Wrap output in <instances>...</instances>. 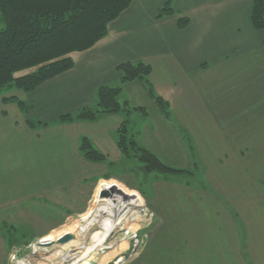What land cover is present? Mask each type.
I'll use <instances>...</instances> for the list:
<instances>
[{"label":"crops","instance_id":"0c3cea01","mask_svg":"<svg viewBox=\"0 0 264 264\" xmlns=\"http://www.w3.org/2000/svg\"><path fill=\"white\" fill-rule=\"evenodd\" d=\"M165 2L133 0L109 23L105 37L91 48L71 54V69L24 93L33 118L41 123L39 128L25 124L15 105L9 112V105L0 102V189L2 193L6 189L13 192L12 196L2 197L0 205L10 207L16 202L11 200L18 194L16 188L27 182L26 195L35 198L37 188L44 191L41 204L47 208L69 204L81 208L107 171V164L85 159L80 149L82 139L89 138L106 158L105 163L120 160L123 157L116 144L117 133L125 114H106L96 121L60 122V117L95 107L97 91L104 85L121 87V104L128 102L144 110L146 106L158 107L147 89L148 83L153 93L168 104V119L171 113L185 126L197 153L205 163L207 160L209 191L217 192L216 197L209 194L200 198L199 194L190 205L194 234L190 237L179 233L187 239H177L176 246L183 250L188 245L194 264H264V251L254 244H262L264 232V199L259 190L260 159L264 158V29L258 30L252 24L253 0H175L174 13L158 18ZM183 18L189 23L180 28L178 23ZM127 62L150 65L148 81L121 83L119 66ZM136 111L142 112L134 110L129 125ZM151 128V133H156ZM142 146L150 150L148 144ZM249 158L251 165L245 167L244 159ZM19 172L23 181L17 178L15 186L7 182L6 175ZM245 173L252 175L250 181L243 178ZM227 175H236L228 183L231 189L239 190L233 198L223 196L227 195ZM85 177L90 182L74 186ZM37 183L42 186L36 188ZM245 185L252 191L251 196L249 192L242 196ZM177 188V192H186L179 185ZM33 203L30 199L24 206L32 207ZM183 204L184 198H180L172 206L177 222L184 220ZM7 209L5 213L9 211L10 215L18 213ZM64 209L65 213L73 211ZM24 210L28 217L31 210ZM61 219L57 216L52 221ZM4 221L0 217V222ZM241 227L248 230L244 233L245 248ZM179 230L181 226L175 227L177 233ZM3 237L0 232V239ZM3 255L0 249V264H7Z\"/></svg>","mask_w":264,"mask_h":264},{"label":"rangeland","instance_id":"374dc122","mask_svg":"<svg viewBox=\"0 0 264 264\" xmlns=\"http://www.w3.org/2000/svg\"><path fill=\"white\" fill-rule=\"evenodd\" d=\"M82 20V24L71 23L69 29L64 28L66 29L64 34L72 36L86 29L87 20H85L84 17ZM67 47H70V45H67ZM71 50L72 51H68L63 57L72 59L71 54L81 52L74 49ZM47 63L17 71L14 73V77L18 78L33 73ZM24 93L28 92L16 87L6 88L0 93V102L9 105L6 108L9 112H11L13 105H15L19 109L25 124L28 125V122L31 121L34 128H39L41 123H39L38 118H33L35 116H33L32 106L27 100L23 99ZM16 100L21 101L23 104L21 107L24 106L25 109H21L16 103ZM157 108L156 105L150 107L146 106L145 111L148 113L147 117L143 116V112L136 111L133 113L131 125H127L128 134L125 138L126 144L128 145L127 142L130 143V141L131 144H129L126 157L122 154L123 158L120 160L108 163H105L106 158L103 161L88 160L93 163L107 164V171L101 174L100 179H98L101 183L97 180L99 183L97 190H93L91 194H89L90 197L84 199L85 201L81 204V208H79L78 205L71 206L70 204L62 206L49 205V208H51V210H49L47 205L41 204V202L45 200V198H42L44 191H40L37 188L41 184L37 183L35 192L37 195L35 198H32L34 196L28 197V195H26L28 192L25 191L27 182L26 185L19 184L21 188H16V193L18 194L11 199L16 202H13L10 207L0 205V217L6 219V221L0 222V232L4 236L0 239V249L4 251L3 256L7 264H194L192 262L194 257L190 254L188 245L186 249L184 248L183 250H179L176 246L178 244L177 239L179 241L181 238H184V242H186L187 239L184 235L179 236L178 234L185 232V235L190 234V237L193 236L195 225L193 221L189 220L190 205L195 202V199H198L199 194H201L200 198L209 197V194L216 197L217 195H215V193L217 192L213 194L209 191L207 177L210 171V165L206 164L207 160L205 163V160L197 153L195 142L189 138L185 126L181 122H178L171 113L169 119L164 116L165 114L161 115V119H157L158 117L160 118V114L162 113H160ZM77 113L78 112L75 114ZM150 121L153 122V125H151ZM151 126L156 129V133H151L153 130ZM142 141L148 144L150 150H153L152 152L163 164L173 167L177 169V171L162 173L161 171L154 170V165L146 164L139 151V147H142V144H144ZM261 145L264 146V143H261ZM186 155H189V157ZM260 160L259 170L261 184L259 185V190L261 199H264V158ZM250 165L251 159H244V166L250 167ZM17 169L22 172L23 167L19 166ZM109 169L111 172L107 173ZM20 172L17 175H6V178L9 180L7 182L13 183L15 186L18 184L16 182L17 178L23 181V174ZM253 175L255 176V174ZM233 177H236V175H227L228 180L224 182V186H228L226 191L227 195L221 193L223 196L231 198L236 195L238 196L239 190L236 188L231 189L228 184ZM1 178L0 176V180ZM243 178L248 181L249 179L251 180L252 175L250 173H245ZM239 179L240 178H238V180ZM89 180L90 178L88 177L83 178V180L79 178L77 182H74V186H85L83 185V181L88 183L90 182ZM105 181L112 184L115 190L123 195V197L121 195V200L125 199L129 202L128 204L131 205L134 203V199H136L142 204L135 201L141 207H135L136 209L133 207L132 209L131 206L128 208V205H125L124 207L128 208L129 213L127 217L120 220L118 224L110 230L104 244L96 247L91 253L88 251L92 249L94 243L100 242L101 236L108 230V224L102 227L99 224L92 223L90 220L91 226L89 227V225H87L85 228V231L89 230L86 239L87 248L70 249L68 250L69 257L67 258L59 253V244L47 246L44 249L39 248L40 250L36 249L35 246L46 236L61 233L64 230L66 231L70 227V224L78 223L79 226L77 229L82 231L84 229L82 223L84 222L80 223V221L91 206L94 205L95 202H98L96 201V197H100L98 192H101V185ZM177 185H179L180 190L185 188L186 192L181 190L182 192L178 191L180 192L178 193ZM30 190L32 191L33 188ZM248 192L249 188H246L245 185L242 196L246 197ZM12 193V189H6L3 193L0 189V202L2 201V197L5 195L7 197L8 195L12 196ZM179 194H181V196H179ZM251 194L252 191L249 192L250 196ZM179 197L182 199L184 198V204L181 205L182 208H184V220L177 222V216L174 214L175 209L172 206L176 202L178 203ZM30 199L35 202L33 206H24ZM79 200L80 199H77L76 203L79 204ZM5 207L6 209H4ZM24 207H26L27 210H31L28 217ZM7 208H12L14 213L18 212L17 215H13L12 212V215H10L9 211L5 213V211L8 210ZM64 208H70V210L73 211L65 213ZM108 209L109 213H107V218L111 219L108 220L109 222L107 223L111 224L109 227L111 228L113 217H115L117 213L115 209L112 210L109 206ZM123 210L121 208L118 209L117 212H119V217L125 215L124 212H122ZM99 212H101V209L97 211V213ZM112 213L113 216H110ZM7 214L8 216L6 217ZM57 216L62 219L52 221V219ZM174 219L175 221H173ZM177 226H181V230H179L178 233L175 231V227ZM256 228L257 227L254 228L255 235L257 234ZM98 230V236L91 243L90 237L92 233ZM173 230L176 232V236L173 235ZM247 231L248 230L241 227L242 248H245L244 233ZM75 235H77V239H81L79 230H75ZM83 235L85 236L87 233ZM261 239V245H257L258 243L256 244L255 241L254 244L264 251V232L262 233ZM72 243L74 244L73 241ZM187 244H189V242ZM6 246L8 252H6ZM208 259L210 260V258ZM199 261L201 262L200 259ZM199 264H205V262Z\"/></svg>","mask_w":264,"mask_h":264},{"label":"trees","instance_id":"16d2710c","mask_svg":"<svg viewBox=\"0 0 264 264\" xmlns=\"http://www.w3.org/2000/svg\"><path fill=\"white\" fill-rule=\"evenodd\" d=\"M133 0H0V93L10 87H16L26 92L37 88L41 83L56 75L71 69L74 62L63 57L71 49L84 51L105 37L108 25L116 19ZM175 0H166L158 10L157 17L173 14ZM87 20V28L76 35L64 34V28L69 29L71 23H83ZM251 21L254 28L264 29V0H253ZM179 27L188 24L186 18L179 20ZM77 25V24H76ZM68 26V27H66ZM70 45V47H67ZM73 50V51H74ZM58 58V59H57ZM54 60V61H53ZM53 61L51 63H47ZM47 63L35 72L15 78L14 73L26 68ZM122 72L121 83L135 80L148 81L151 66L144 62H127L119 66ZM150 95L157 106L167 117L168 104L160 96L153 93L147 83ZM121 87L101 86L97 91L96 106L86 107L77 114L60 117V122L76 120L96 121L106 114H125L122 126L118 130L117 144L126 157L129 144H126L127 125L133 110L144 109L132 107L128 102L119 101ZM21 109L23 104L16 100ZM29 127L34 128L31 121ZM127 145V146H126ZM80 149L87 160L103 161L104 155L98 151L89 138L83 137ZM140 154L146 164L154 165V170L173 172L177 169L163 164L156 155L146 147H139ZM158 164V165H155Z\"/></svg>","mask_w":264,"mask_h":264},{"label":"bare ground","instance_id":"6f19581e","mask_svg":"<svg viewBox=\"0 0 264 264\" xmlns=\"http://www.w3.org/2000/svg\"><path fill=\"white\" fill-rule=\"evenodd\" d=\"M101 187H102V190L101 191H104L105 192V195L104 196H100L99 198L96 197V201H98L99 203L98 202H95V204L91 206V208L88 210V212L83 215L84 217L82 216L83 218L80 221V223L84 222V223H82L83 224V227H84V229L82 231L80 229H77L78 226H79L78 223L70 224V227L68 228V230H66V231L64 230L61 233L50 234V235L46 236L39 244H37L35 246L36 249H39V248L40 249H44L47 246L49 247V246H52V245H54V246L55 245H58L59 244V243H57L58 239L61 236L65 235L67 233H70V234H72L74 236V238L71 239L70 241L66 242V243L59 244V249H60L59 250V253L62 254L65 258H67V257H69L68 250H70V249L75 250L77 248L78 249H81V248L82 249H85V248H87V246H86V239L88 237V231L89 230H86L85 231V228L87 227V225H89V227L91 226V224H90L91 221H92V223L99 224L102 227L105 224H108L109 225L108 226V230H107V232H104L103 233V235L101 236L102 238L99 240L100 242L99 243L98 242L94 243L92 249H90L88 251V252L91 253V252H93L95 250L96 247L102 246L104 244V242L106 240V237L108 236L110 230H112V228H114L118 224V222L120 220H123V219H125L127 217V215L129 214L128 213V208L130 206L132 207V209H133V207L134 208L135 207H141L140 205H138L135 202V201H137L139 204H141L140 201H138L136 199H134L135 201L131 205L128 204L129 202L127 200H125V199H122L121 200V195L122 194L118 193L115 190V187L112 184L107 183V181L103 182V184L101 185ZM98 194H100V193L98 192ZM122 197H123V195H122ZM125 205H128V208H125L124 207ZM108 206L111 207L112 210L115 209V211L117 213L116 216L113 217V223H112V227L111 228H109L111 226V224L107 223V222H109L108 220L111 219V218H107V213H109ZM119 208H121L122 210L124 209L122 212H124L125 215L120 216V217L118 216L119 212H117V211H118ZM99 209H101V212L97 213V211ZM110 216H113V213ZM105 217L107 218L106 221H105V219H106ZM117 217H119V218H117ZM84 224H86V225H84ZM75 230H77V231L79 230V233L81 234V239H77V235H75ZM98 232H99V230L96 231V232H94V233H92V235L90 237L91 243L98 236L97 235ZM84 233H87V235L84 236L83 235ZM72 241L74 242V244L72 243ZM48 242H53V244L47 245Z\"/></svg>","mask_w":264,"mask_h":264},{"label":"water","instance_id":"95a60500","mask_svg":"<svg viewBox=\"0 0 264 264\" xmlns=\"http://www.w3.org/2000/svg\"><path fill=\"white\" fill-rule=\"evenodd\" d=\"M104 195H105V192H104V191H101V192H100V196H104ZM73 238H74V236H73L72 234L67 233V234L61 236V237L58 239L57 243H59V244H63V243H66V242L70 241V240L73 239ZM51 244H53V242H48V243H47V245H51Z\"/></svg>","mask_w":264,"mask_h":264}]
</instances>
